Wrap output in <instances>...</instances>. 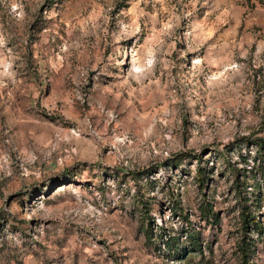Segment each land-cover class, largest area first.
Returning a JSON list of instances; mask_svg holds the SVG:
<instances>
[{
	"label": "rangeland",
	"instance_id": "obj_1",
	"mask_svg": "<svg viewBox=\"0 0 264 264\" xmlns=\"http://www.w3.org/2000/svg\"><path fill=\"white\" fill-rule=\"evenodd\" d=\"M259 136L264 0H0V264H264Z\"/></svg>",
	"mask_w": 264,
	"mask_h": 264
},
{
	"label": "trees",
	"instance_id": "obj_2",
	"mask_svg": "<svg viewBox=\"0 0 264 264\" xmlns=\"http://www.w3.org/2000/svg\"><path fill=\"white\" fill-rule=\"evenodd\" d=\"M252 143L255 147V154L257 153H262V151L264 150V136H259V137H254L252 139ZM253 154V155H255ZM261 161L264 160V156L261 155L259 156ZM195 174L197 175L196 178L198 180L202 181V170L200 168H196L195 170ZM198 184H202V182H198ZM246 206V205H243ZM242 214V218H241V224L242 226L246 227V226H251L254 229H257L258 231H262L264 233V229L262 228V226H260V224L258 223V220L255 219L254 213L250 212V210L248 208H245L241 211ZM189 241L191 243V246H197V241L196 239L189 235L188 236ZM242 243H240V250H241V257H244L246 254V250H247V246H245L244 240L241 239ZM243 261V260H242Z\"/></svg>",
	"mask_w": 264,
	"mask_h": 264
}]
</instances>
